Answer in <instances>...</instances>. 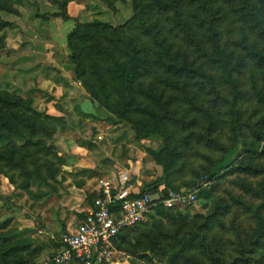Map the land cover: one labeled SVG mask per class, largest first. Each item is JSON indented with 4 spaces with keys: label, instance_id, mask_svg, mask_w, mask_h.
<instances>
[{
    "label": "trees",
    "instance_id": "16d2710c",
    "mask_svg": "<svg viewBox=\"0 0 264 264\" xmlns=\"http://www.w3.org/2000/svg\"><path fill=\"white\" fill-rule=\"evenodd\" d=\"M21 1L0 0V13L12 11ZM63 1L65 6L70 0ZM100 1L115 9L116 0ZM132 3L135 13L124 24L78 21L70 31L68 58L75 66L74 77L93 100L131 125L137 139L163 138L162 149L148 151L168 176L178 170L194 171L187 162L189 156L208 162L202 181L213 180L223 168L227 171L219 179L264 174L259 162L264 156V146L260 149L264 136L259 127L253 130L257 141L251 147L245 142L248 157L226 164L224 158L217 161L197 150L202 146L227 154L229 148L219 139L218 129L234 117L242 101L234 74L247 65L264 73V0ZM5 24L0 22V30ZM6 36L0 34V57ZM236 54L243 58L238 56L234 64ZM29 95L0 87V175L12 181L16 175L26 182L43 178V168L50 170L55 164L51 157L65 164L48 140L67 126L66 119L40 111ZM242 185L246 191L254 190L247 183ZM153 187L144 190L158 189L156 184ZM172 188L166 190L178 191ZM216 189L212 185L200 189L198 200L212 201ZM96 197L91 194L89 200L93 203ZM233 201L214 202L205 216L158 206V218L143 229L138 225L121 232L115 246L147 264H264V200L257 207L237 197ZM242 207L255 221L254 233L238 231ZM10 222L0 226V264H37L39 250L32 240L11 229L4 231ZM60 240L53 242L55 248L61 246Z\"/></svg>",
    "mask_w": 264,
    "mask_h": 264
},
{
    "label": "rangeland",
    "instance_id": "374dc122",
    "mask_svg": "<svg viewBox=\"0 0 264 264\" xmlns=\"http://www.w3.org/2000/svg\"><path fill=\"white\" fill-rule=\"evenodd\" d=\"M63 2L22 0L13 6L12 11L0 13V22L6 23L0 34L7 35V46L0 57V87L24 97L30 94L36 108L52 116H62L67 122L65 128H59L48 140V144L57 147L64 165L50 156L55 164L50 170L43 168V178L27 181L30 183L27 189L24 188L26 179L16 175L12 181L9 176L0 175V226L11 219L9 228L4 231L11 229L32 240L33 246L39 250L37 264H51L54 243L64 232L81 223L92 204L89 196L98 193L103 180L114 177L122 182L135 183L142 189L154 188L156 184L158 188L173 189L174 186L178 191H190L200 186L205 176L202 169L208 166L203 157L194 159L189 156L187 162L194 171L178 170L168 176L148 151L162 149L163 138L137 139L131 125L120 121L93 100L74 77L75 66L61 47L65 44L69 52L67 35L70 31L78 21L98 19L114 25L124 24L135 13L132 0H116L115 9L100 0H70L65 6ZM235 28L238 30L237 25ZM238 56L240 54H236L234 64ZM54 63L61 69L53 66ZM62 72L68 73L69 81L58 79ZM239 72L234 76L242 92L240 107L234 117L218 129L219 139L229 148L227 154L197 147L201 153L217 161L224 158L226 164L249 156L245 142L251 147L257 141L254 128L259 127L264 136V73L252 65L240 67ZM263 146L264 142L260 149ZM259 162L264 166V156ZM226 171V168L221 169L213 180H209V185L217 186L212 201L200 199L195 205L180 210L205 216L214 202L232 204L234 197L254 207L263 203L264 174L217 178ZM243 183L254 190L246 191ZM239 212V233H254L256 224L251 213L245 212L243 207ZM156 218L155 210L138 229H143L146 223H152ZM226 224L230 226V220ZM232 233L234 236H229L235 238L236 231L232 230ZM110 251L109 263L147 264L118 250L115 243Z\"/></svg>",
    "mask_w": 264,
    "mask_h": 264
},
{
    "label": "built area",
    "instance_id": "2783aa9c",
    "mask_svg": "<svg viewBox=\"0 0 264 264\" xmlns=\"http://www.w3.org/2000/svg\"><path fill=\"white\" fill-rule=\"evenodd\" d=\"M209 179L190 191L144 190L135 183L114 177L103 180L97 197L87 208L81 223L61 236V246L55 248L51 264H105L110 247L118 235L143 223L158 206L187 208L198 201L200 189ZM167 194L163 196V192Z\"/></svg>",
    "mask_w": 264,
    "mask_h": 264
},
{
    "label": "crops",
    "instance_id": "0c3cea01",
    "mask_svg": "<svg viewBox=\"0 0 264 264\" xmlns=\"http://www.w3.org/2000/svg\"><path fill=\"white\" fill-rule=\"evenodd\" d=\"M61 47H62V49L64 50V53H65L66 55H68L69 52H68V50H66V48H65V44L61 45ZM53 66H57L58 68H60V67H59L57 64H55V63H54ZM60 69H61V68H60ZM60 75L62 76V78H63L65 81L69 79V75H68V73L62 72V73H60ZM51 79H53V77H51ZM68 81H69V80H68Z\"/></svg>",
    "mask_w": 264,
    "mask_h": 264
},
{
    "label": "water",
    "instance_id": "95a60500",
    "mask_svg": "<svg viewBox=\"0 0 264 264\" xmlns=\"http://www.w3.org/2000/svg\"><path fill=\"white\" fill-rule=\"evenodd\" d=\"M29 34H30V32H29ZM33 35V34H32Z\"/></svg>",
    "mask_w": 264,
    "mask_h": 264
}]
</instances>
